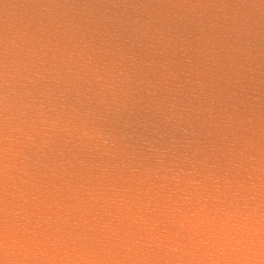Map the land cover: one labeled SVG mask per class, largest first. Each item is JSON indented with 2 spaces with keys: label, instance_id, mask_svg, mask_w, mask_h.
<instances>
[{
  "label": "water",
  "instance_id": "obj_1",
  "mask_svg": "<svg viewBox=\"0 0 264 264\" xmlns=\"http://www.w3.org/2000/svg\"><path fill=\"white\" fill-rule=\"evenodd\" d=\"M0 264H264V0H0Z\"/></svg>",
  "mask_w": 264,
  "mask_h": 264
}]
</instances>
